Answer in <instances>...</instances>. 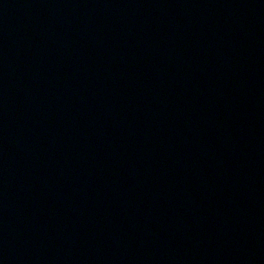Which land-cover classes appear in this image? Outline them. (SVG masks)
<instances>
[{
  "label": "water",
  "instance_id": "1",
  "mask_svg": "<svg viewBox=\"0 0 264 264\" xmlns=\"http://www.w3.org/2000/svg\"><path fill=\"white\" fill-rule=\"evenodd\" d=\"M0 264H264V0H0Z\"/></svg>",
  "mask_w": 264,
  "mask_h": 264
}]
</instances>
